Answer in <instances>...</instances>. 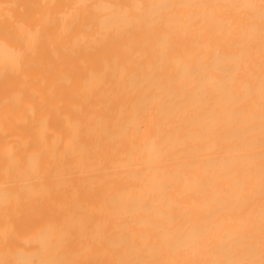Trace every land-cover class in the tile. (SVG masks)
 <instances>
[{"label": "bare ground", "instance_id": "6f19581e", "mask_svg": "<svg viewBox=\"0 0 264 264\" xmlns=\"http://www.w3.org/2000/svg\"><path fill=\"white\" fill-rule=\"evenodd\" d=\"M259 5L0 0V264H261Z\"/></svg>", "mask_w": 264, "mask_h": 264}, {"label": "snow or ice", "instance_id": "6c2138e0", "mask_svg": "<svg viewBox=\"0 0 264 264\" xmlns=\"http://www.w3.org/2000/svg\"><path fill=\"white\" fill-rule=\"evenodd\" d=\"M243 7L247 8H254L255 5H244ZM260 10H261V20L264 21V0H260ZM19 27L24 30L25 29V24L21 23ZM264 35V33H262ZM40 36L39 33H32L30 30L26 31V39L23 41L22 44V49L20 52L19 57L17 58L16 66L21 67V66H26L25 61H26V56H27V51H30L35 44L39 41ZM262 85V90H264V80L261 82ZM262 100H264V91H262ZM262 120H264V105H262ZM5 197H9L11 194L8 192H5ZM262 195H264V189H262ZM261 232L264 234V210H262V216H261ZM117 264H123V262H117ZM261 264H264V259H262Z\"/></svg>", "mask_w": 264, "mask_h": 264}]
</instances>
